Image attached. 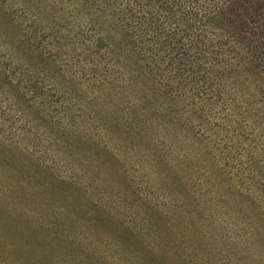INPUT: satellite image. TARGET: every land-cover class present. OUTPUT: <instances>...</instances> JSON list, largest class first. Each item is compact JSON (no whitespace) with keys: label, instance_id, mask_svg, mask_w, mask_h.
Returning a JSON list of instances; mask_svg holds the SVG:
<instances>
[{"label":"trees","instance_id":"1","mask_svg":"<svg viewBox=\"0 0 264 264\" xmlns=\"http://www.w3.org/2000/svg\"><path fill=\"white\" fill-rule=\"evenodd\" d=\"M0 0V264H264V0Z\"/></svg>","mask_w":264,"mask_h":264},{"label":"rangeland","instance_id":"2","mask_svg":"<svg viewBox=\"0 0 264 264\" xmlns=\"http://www.w3.org/2000/svg\"><path fill=\"white\" fill-rule=\"evenodd\" d=\"M8 2L12 6L19 7L16 0H5L4 1L5 4H7ZM254 73L257 74V78H258V76H260L261 78H264V69H262V68L256 69Z\"/></svg>","mask_w":264,"mask_h":264}]
</instances>
